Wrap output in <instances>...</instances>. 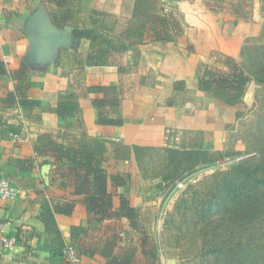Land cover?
Here are the masks:
<instances>
[{
    "label": "crops",
    "instance_id": "crops-1",
    "mask_svg": "<svg viewBox=\"0 0 264 264\" xmlns=\"http://www.w3.org/2000/svg\"><path fill=\"white\" fill-rule=\"evenodd\" d=\"M158 1L174 3L165 10L185 26L189 48L157 39L154 21L142 43L127 39L142 28L136 0H0V179L19 190L16 200L0 199V264H67L68 244L84 264L159 262L157 186L145 180L131 193L136 156L116 149L163 147L176 135L213 144L242 104L212 83L229 56L220 20L238 19V8ZM60 104L75 105L69 118L58 116ZM74 153L98 158L110 194L125 181L119 191L132 198L142 231L115 213L102 220L88 213L86 192H77L86 171L72 166ZM13 237L17 245L5 249Z\"/></svg>",
    "mask_w": 264,
    "mask_h": 264
},
{
    "label": "rangeland",
    "instance_id": "rangeland-1",
    "mask_svg": "<svg viewBox=\"0 0 264 264\" xmlns=\"http://www.w3.org/2000/svg\"><path fill=\"white\" fill-rule=\"evenodd\" d=\"M225 1L238 8L239 18L220 20L229 56L226 70L217 69L215 75L249 78L236 122L210 145L197 135L182 141L176 135L163 147L116 149L123 157L136 156L139 174L130 184L131 193L142 190L145 180L157 186V195H151L152 200L160 198L157 264H264V185L243 188L233 171L234 165L243 164L259 169L264 179V0ZM173 175L177 177L168 180ZM229 188L239 196L223 192Z\"/></svg>",
    "mask_w": 264,
    "mask_h": 264
},
{
    "label": "trees",
    "instance_id": "trees-1",
    "mask_svg": "<svg viewBox=\"0 0 264 264\" xmlns=\"http://www.w3.org/2000/svg\"><path fill=\"white\" fill-rule=\"evenodd\" d=\"M165 6H174V3L167 1L160 3L158 0H136L134 16L137 23L140 22L139 25L142 28L130 30L126 36L127 39H135L138 43H142L144 41L146 25L154 21V24H157L161 28V31H156L154 34L157 39L175 41L178 45L189 48L185 26L176 20L172 13L166 12ZM212 83L218 88L233 92L232 98L229 101L233 105L242 100L245 87L249 83V78L239 74H233V76L223 74L222 77H218ZM75 108L73 104L68 106L60 104L58 116L62 119L69 118ZM69 160L76 169L86 171V176L80 179V186L77 192H86L88 213L96 218L98 217V220L110 217L115 213L117 217L127 219L129 225L134 230L142 231L138 222V210L135 208L132 198L126 195V191L125 193L122 192L125 185L124 180L122 184H118V189L122 191L118 190L116 195H112L108 191L107 175L96 156L90 153H82L78 156L77 153H74L73 157ZM233 171L242 179L243 188L258 189L261 185H264V179L261 175H258L259 169L257 168L249 170L243 164H238L233 166ZM176 177V175H173L168 180H174ZM114 180L117 182L118 179ZM226 190L234 198L239 196L238 190L236 191V189H224L223 192ZM147 239L146 235L143 234L144 245L148 244ZM111 254L112 244H108L104 255L109 258Z\"/></svg>",
    "mask_w": 264,
    "mask_h": 264
},
{
    "label": "built area",
    "instance_id": "built-area-1",
    "mask_svg": "<svg viewBox=\"0 0 264 264\" xmlns=\"http://www.w3.org/2000/svg\"><path fill=\"white\" fill-rule=\"evenodd\" d=\"M15 140H20L18 135L11 134ZM34 157H39V153L35 152ZM176 188L182 189L183 184L181 182L176 183ZM19 196V190L8 180L0 179V199L4 201L16 200ZM2 226V225H1ZM17 245V239L15 237L10 238L4 243V248L9 250ZM61 254L67 264H84L82 257L80 256L78 249L73 244L65 245Z\"/></svg>",
    "mask_w": 264,
    "mask_h": 264
},
{
    "label": "water",
    "instance_id": "water-1",
    "mask_svg": "<svg viewBox=\"0 0 264 264\" xmlns=\"http://www.w3.org/2000/svg\"><path fill=\"white\" fill-rule=\"evenodd\" d=\"M43 20H44V17L40 16V18H39L40 23H42ZM36 36H38V34H36ZM169 264H176V262L174 260H172V261L169 262Z\"/></svg>",
    "mask_w": 264,
    "mask_h": 264
}]
</instances>
